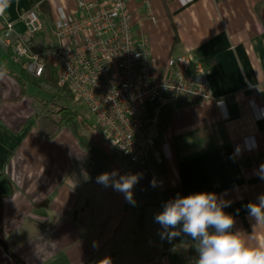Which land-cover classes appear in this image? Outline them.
Here are the masks:
<instances>
[{"label": "crops", "instance_id": "1", "mask_svg": "<svg viewBox=\"0 0 264 264\" xmlns=\"http://www.w3.org/2000/svg\"><path fill=\"white\" fill-rule=\"evenodd\" d=\"M128 7L154 65L162 70L168 58L190 54L205 64L217 98L146 106L149 115L158 108V181L182 195L227 193L234 230L264 244V224L245 208L264 193L257 174L264 163V28L257 9L264 11V0H150L154 20L139 1L128 0ZM31 9L42 22L33 48L49 54L58 46V12L76 11L77 0H7L2 14L22 32L19 17ZM23 74L0 40V264H182L178 253L162 254L153 219L162 206L142 207L137 185L133 206L96 183L102 172L136 173V165L104 138L107 146L90 141L105 154L98 157L66 126L50 136L48 105L28 92ZM188 241L182 237L183 246Z\"/></svg>", "mask_w": 264, "mask_h": 264}, {"label": "built area", "instance_id": "2", "mask_svg": "<svg viewBox=\"0 0 264 264\" xmlns=\"http://www.w3.org/2000/svg\"><path fill=\"white\" fill-rule=\"evenodd\" d=\"M137 1L154 20L150 0ZM19 20L24 30L15 32L13 21L0 13V40L23 71L38 78L43 53L34 50L32 37L42 22L33 9ZM54 34L58 46L48 56L58 85L70 93L69 105L85 110L108 144L153 176V166L161 165L163 156L156 142L158 108L152 107L149 115L146 106L217 99L209 89L205 64L190 54L168 58L162 70L154 65L146 36L133 33L128 0H77L76 11L58 12Z\"/></svg>", "mask_w": 264, "mask_h": 264}, {"label": "clouds", "instance_id": "3", "mask_svg": "<svg viewBox=\"0 0 264 264\" xmlns=\"http://www.w3.org/2000/svg\"><path fill=\"white\" fill-rule=\"evenodd\" d=\"M6 4L7 0H0V13ZM257 174L264 179V163ZM141 178L139 173L121 174L118 169H112L100 173L96 183L122 194L126 202L135 206L134 188ZM157 183L153 178L150 186L157 187ZM226 196L227 193L198 191L178 193L164 202L153 217L160 226L161 239L171 241L181 235L190 238L198 253L195 264H264V244L252 245L242 231L234 230L235 217L225 211L232 200ZM245 208L250 220L264 224V193L258 196V202H249Z\"/></svg>", "mask_w": 264, "mask_h": 264}, {"label": "trees", "instance_id": "4", "mask_svg": "<svg viewBox=\"0 0 264 264\" xmlns=\"http://www.w3.org/2000/svg\"><path fill=\"white\" fill-rule=\"evenodd\" d=\"M40 7L44 11H48L46 4L43 2ZM257 14L264 28V11L257 9ZM1 33V32H0ZM44 68L40 77L34 78L29 75L28 78L34 83L44 85L50 89L54 96L60 95L62 97L68 98V102L56 111H51L48 114V119L52 130L49 133L52 136L56 130L60 127H68L79 139L81 144L85 146L91 154H95L98 157L104 156L103 150L93 143H91L84 135L81 134L80 129L86 125V118L81 117L76 110L72 109L69 105L70 93L66 87H61L58 85V77L56 70L49 59L48 54H42ZM180 104H176L175 107H179ZM87 126V125H86ZM101 132L98 126H95ZM103 137V136H102ZM154 176L149 168L143 165H136V173L141 174L142 178L137 184L138 193L140 197V202L142 207L147 206H162L164 202L169 199L174 198L178 193L182 195L181 188L178 186L169 187L167 185H157V187L150 186V182L153 178L158 180V173L160 170V165H154ZM194 242H191L190 238L186 246H183L182 235L172 239L171 241L167 239H162V254H167L171 252L178 253L182 264H195V258L198 256L196 249L194 247Z\"/></svg>", "mask_w": 264, "mask_h": 264}, {"label": "rangeland", "instance_id": "5", "mask_svg": "<svg viewBox=\"0 0 264 264\" xmlns=\"http://www.w3.org/2000/svg\"><path fill=\"white\" fill-rule=\"evenodd\" d=\"M23 76L26 79V87L28 92L33 94L35 97L39 99L38 104H40L42 107L48 105L47 109L49 112L59 109L60 107L64 106L66 102H68V98L62 97L60 95L54 96L48 87L32 82L31 80H29L28 76L24 74ZM72 109L76 110V112L81 117L86 118L87 126L85 125L80 129L81 134L84 135L91 142H97V143L103 142L102 143L103 146H107V143L103 140L101 132L99 131L98 128L95 127V125H93V121L90 115L83 109H75V108ZM115 152L120 154L117 150H115ZM130 164L132 166H135V164L132 162ZM182 237L186 238L183 235Z\"/></svg>", "mask_w": 264, "mask_h": 264}]
</instances>
